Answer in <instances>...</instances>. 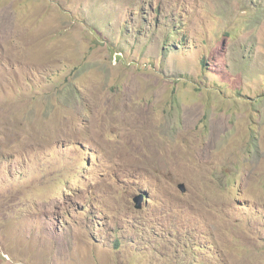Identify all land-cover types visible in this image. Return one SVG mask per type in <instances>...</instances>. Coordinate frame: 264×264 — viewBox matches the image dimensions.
<instances>
[{
	"label": "rangeland",
	"instance_id": "rangeland-1",
	"mask_svg": "<svg viewBox=\"0 0 264 264\" xmlns=\"http://www.w3.org/2000/svg\"><path fill=\"white\" fill-rule=\"evenodd\" d=\"M0 264H264V0H0Z\"/></svg>",
	"mask_w": 264,
	"mask_h": 264
},
{
	"label": "water",
	"instance_id": "water-1",
	"mask_svg": "<svg viewBox=\"0 0 264 264\" xmlns=\"http://www.w3.org/2000/svg\"><path fill=\"white\" fill-rule=\"evenodd\" d=\"M179 189L182 191V192H186V186L184 183H180L178 185ZM142 199H143V195H138L135 197V202H136V208H141L142 207Z\"/></svg>",
	"mask_w": 264,
	"mask_h": 264
},
{
	"label": "clouds",
	"instance_id": "clouds-1",
	"mask_svg": "<svg viewBox=\"0 0 264 264\" xmlns=\"http://www.w3.org/2000/svg\"><path fill=\"white\" fill-rule=\"evenodd\" d=\"M186 190H187V189H186ZM138 195H139V194L135 195L134 198H133V201H134V203H135V207H136V202H135L134 199H135V197L138 196Z\"/></svg>",
	"mask_w": 264,
	"mask_h": 264
}]
</instances>
